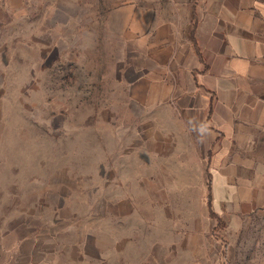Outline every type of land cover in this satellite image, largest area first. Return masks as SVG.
<instances>
[{
    "label": "rangeland",
    "instance_id": "1",
    "mask_svg": "<svg viewBox=\"0 0 264 264\" xmlns=\"http://www.w3.org/2000/svg\"><path fill=\"white\" fill-rule=\"evenodd\" d=\"M128 3L167 8L0 0V232L60 237L61 264H264V206L218 216L211 176H150L141 148L172 123Z\"/></svg>",
    "mask_w": 264,
    "mask_h": 264
},
{
    "label": "crops",
    "instance_id": "2",
    "mask_svg": "<svg viewBox=\"0 0 264 264\" xmlns=\"http://www.w3.org/2000/svg\"><path fill=\"white\" fill-rule=\"evenodd\" d=\"M166 6L124 7L128 33L151 71L138 68L172 123L168 134L141 148L149 150L150 176H211L218 216L222 206L233 213L263 207L264 0H166ZM136 155L134 164H148ZM13 237L0 232V264L72 260L60 237L54 253L43 244L46 236Z\"/></svg>",
    "mask_w": 264,
    "mask_h": 264
},
{
    "label": "trees",
    "instance_id": "3",
    "mask_svg": "<svg viewBox=\"0 0 264 264\" xmlns=\"http://www.w3.org/2000/svg\"><path fill=\"white\" fill-rule=\"evenodd\" d=\"M209 197V208L211 209V195ZM211 215H214L213 212H211Z\"/></svg>",
    "mask_w": 264,
    "mask_h": 264
}]
</instances>
